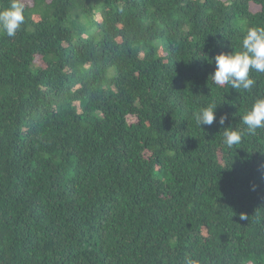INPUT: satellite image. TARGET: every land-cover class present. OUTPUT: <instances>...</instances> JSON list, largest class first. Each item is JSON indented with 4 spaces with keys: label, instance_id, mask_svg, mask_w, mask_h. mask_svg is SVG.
I'll use <instances>...</instances> for the list:
<instances>
[{
    "label": "trees",
    "instance_id": "trees-1",
    "mask_svg": "<svg viewBox=\"0 0 264 264\" xmlns=\"http://www.w3.org/2000/svg\"><path fill=\"white\" fill-rule=\"evenodd\" d=\"M22 3L0 32V264H264V129L241 120L264 73L233 89L208 61L264 0ZM211 104L227 120L201 128Z\"/></svg>",
    "mask_w": 264,
    "mask_h": 264
},
{
    "label": "clouds",
    "instance_id": "clouds-1",
    "mask_svg": "<svg viewBox=\"0 0 264 264\" xmlns=\"http://www.w3.org/2000/svg\"><path fill=\"white\" fill-rule=\"evenodd\" d=\"M24 19L22 0H11L7 8L0 10V32L9 37L15 36ZM208 61L215 64L210 75L213 83L220 86L227 84L233 89L250 90L255 83L250 77V71L264 73V27H246L240 51L220 52L214 58L209 57ZM216 108L215 104H211L196 113L200 127L211 126L214 121L220 125L225 124L227 115H221L217 121ZM241 120L249 134L254 135L257 129H264V96L254 100ZM241 139L242 133L239 130L224 128L223 143L226 146L238 145Z\"/></svg>",
    "mask_w": 264,
    "mask_h": 264
},
{
    "label": "rangeland",
    "instance_id": "rangeland-1",
    "mask_svg": "<svg viewBox=\"0 0 264 264\" xmlns=\"http://www.w3.org/2000/svg\"><path fill=\"white\" fill-rule=\"evenodd\" d=\"M25 3H31V0H23Z\"/></svg>",
    "mask_w": 264,
    "mask_h": 264
}]
</instances>
